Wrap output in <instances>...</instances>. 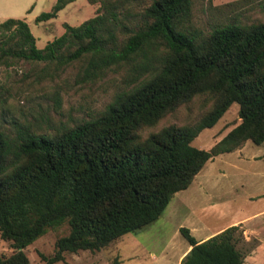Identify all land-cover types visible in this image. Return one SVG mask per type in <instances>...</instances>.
<instances>
[{"label":"trees","instance_id":"obj_1","mask_svg":"<svg viewBox=\"0 0 264 264\" xmlns=\"http://www.w3.org/2000/svg\"><path fill=\"white\" fill-rule=\"evenodd\" d=\"M74 1L56 0L36 23L56 18ZM87 1L99 3L100 12L78 27L65 24L64 33L42 50L24 21L0 23V67L86 59L83 80L112 67L129 69L126 89L90 120L53 133L22 125L13 135L0 127V238L14 250L0 264H30L24 250L64 224L69 233L56 241L54 255L40 254L45 264L62 261L64 253L106 249L155 223L215 157L247 142L264 145V21L238 22L241 8L264 0L213 7L228 21L208 33L191 26L192 0H151L141 25L127 6L141 0ZM199 95L213 104L196 124L140 136ZM233 104L240 123L210 150L193 147ZM179 232L190 247L180 264L244 263L238 226L202 242L187 228Z\"/></svg>","mask_w":264,"mask_h":264},{"label":"rangeland","instance_id":"obj_2","mask_svg":"<svg viewBox=\"0 0 264 264\" xmlns=\"http://www.w3.org/2000/svg\"><path fill=\"white\" fill-rule=\"evenodd\" d=\"M238 0H192L190 23L194 29L210 32L221 20L213 7ZM56 0H21L5 4L0 23L7 19L24 21L39 50L60 37L64 25L78 27L100 12V4L75 0L57 13L56 18L36 23L42 13L51 12ZM151 0L128 4L141 25L142 10ZM124 23L129 24L127 20ZM131 20V19H130ZM264 21V3L241 8L240 23ZM127 35L119 36L120 40ZM86 59L65 66L38 62L13 61L0 67V127L15 134L18 126L28 125L41 133H53L74 126L100 114L114 96L128 85L129 69L112 67L95 79L83 80ZM213 100L199 95L163 117L155 126L140 131L146 138L163 128L196 124L210 110ZM239 107L233 104L211 129L203 130L193 147L210 150L239 123ZM241 149V150H240ZM232 153L208 162L188 189L176 193L160 218L148 227L129 233L106 249L64 253L55 264H180L189 245L179 230L187 228L196 240L209 238L220 231L238 226L242 233L239 248L245 255L243 264H264V145L250 142ZM69 233L67 224L48 230L28 246L24 253L30 264H45L40 254L52 257L56 241ZM10 242L0 238V258L13 254Z\"/></svg>","mask_w":264,"mask_h":264},{"label":"crops","instance_id":"obj_3","mask_svg":"<svg viewBox=\"0 0 264 264\" xmlns=\"http://www.w3.org/2000/svg\"><path fill=\"white\" fill-rule=\"evenodd\" d=\"M28 1H31V0H28ZM21 3V0H0V16H2V14H4V6H5V4H14L12 7H14L15 6V4H20ZM241 150V149H240ZM240 150H237V151H240ZM224 155V154H223ZM219 156H221V155H219ZM218 157V156H217ZM216 158V157H215ZM214 158V159H215ZM207 164V163H206ZM205 164V165H206ZM205 167V166H204ZM203 167V168H204ZM203 170V169H202ZM201 170V171H202ZM201 171L199 172V174L198 175H200V173H201ZM198 175L196 176V177H198ZM196 177H195V179H196ZM194 179V180H195ZM193 180V181H194ZM261 215L260 216H263L264 215V211L263 212H261L260 213ZM210 238V237H209ZM206 239H208V238H205V239H201V240H197L198 242H202V241H204V240H206ZM189 250H190V247H189ZM188 250V251H189Z\"/></svg>","mask_w":264,"mask_h":264}]
</instances>
